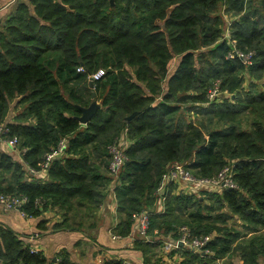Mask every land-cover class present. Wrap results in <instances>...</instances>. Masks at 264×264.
Segmentation results:
<instances>
[{
    "label": "trees",
    "instance_id": "obj_1",
    "mask_svg": "<svg viewBox=\"0 0 264 264\" xmlns=\"http://www.w3.org/2000/svg\"><path fill=\"white\" fill-rule=\"evenodd\" d=\"M222 5L231 39L254 52L250 65L227 57ZM14 8L0 25V121L18 136L22 159L0 149V194L27 195L28 214L55 209L54 229L85 233L114 178L109 146L126 135L113 233L130 235L134 216L149 213L150 240L136 236L132 246L143 264H162L165 240L176 241L183 226L212 235L214 254L171 250L180 264L228 255L264 264V0H18ZM99 69L106 74L91 84ZM94 100L101 107L82 124L81 107ZM64 139L46 175H30L28 164L40 169ZM177 163L205 177L232 165L238 188L187 192L171 181L159 209L156 191ZM0 264L77 262L65 249L49 259L0 224Z\"/></svg>",
    "mask_w": 264,
    "mask_h": 264
},
{
    "label": "built area",
    "instance_id": "obj_2",
    "mask_svg": "<svg viewBox=\"0 0 264 264\" xmlns=\"http://www.w3.org/2000/svg\"><path fill=\"white\" fill-rule=\"evenodd\" d=\"M17 0H0V14L3 10L10 5L11 3ZM224 37L230 39L232 42V49L228 52V58H237L240 59L244 64H252L254 52H246L237 47L236 41L231 39V33L229 26L224 32ZM79 71H83V67H79ZM106 74L105 69H99L97 72L90 75V79L93 81L99 80ZM218 87V86H217ZM219 94L218 88H215L210 91L209 98L213 99ZM122 137L126 138V135ZM121 138V137H120ZM117 139L109 146L110 154V174L117 181V178L121 172V169L125 162L128 160L126 154V147L121 140ZM19 138L18 136L10 135V128L8 124L4 121H0V147L10 150L12 152H18L19 149ZM67 147V141L62 140L59 145L51 152L46 154L45 162H43L40 169L30 166L28 163L27 169L30 175L32 176H45L47 170L53 161L54 158L60 156L65 148ZM174 181L179 183L185 188L187 192H198L201 190H210V191H221L223 188H238V184L234 180V170L232 165L224 166L215 177H205L197 176L194 172L186 167L183 163L174 164L170 168L169 172L164 176L159 188L156 191L158 196V205L159 209H164L166 201V191L168 189V183ZM30 198L27 195H17L12 193H1L0 194V208L4 211L17 210L24 217L33 218L35 216L28 214L27 210L24 209L25 205L29 202ZM40 200H36V203ZM134 230L133 232L124 237L120 234H113L114 240H124L127 239L128 243L133 246L134 241L136 240L137 234L141 237H146L147 240H150V237L147 236V230L150 224L149 213L143 211L140 214L134 216ZM212 240V235L205 236H194L191 229L188 226H183L180 229V236L176 241H166L165 249L171 251L180 247H183L187 250H192L198 253L204 254H214V251L208 247L209 242ZM36 252L37 248H33ZM124 264H133L129 261H125ZM213 264H224L222 259H216Z\"/></svg>",
    "mask_w": 264,
    "mask_h": 264
},
{
    "label": "crops",
    "instance_id": "obj_3",
    "mask_svg": "<svg viewBox=\"0 0 264 264\" xmlns=\"http://www.w3.org/2000/svg\"><path fill=\"white\" fill-rule=\"evenodd\" d=\"M15 5L16 3L8 5L1 15H7L14 9ZM2 20L3 18H0V22ZM14 113L13 110H10L6 121H12ZM4 151L12 154L17 160L22 159L21 151L12 152L7 149H4ZM116 184L117 181L115 180L109 184L104 203L97 212L96 223L94 226L85 229L86 234L70 228L54 229L53 224L61 219L58 210L55 209L46 212L42 217L30 218L24 217L17 210L4 211L0 208V224L18 232L25 242L42 251L49 259L57 258V254L65 249L69 252L71 260L77 262V264H105L106 260L114 258H121L124 261L139 264L142 260L140 252L133 249L127 239L114 240L112 237L114 234L113 228L120 220L117 213ZM43 218L47 220L46 228H40L39 225ZM166 241L174 240L167 239ZM166 251L165 249L164 252ZM166 254V256H163L164 260L170 257L169 253ZM170 258L168 261L176 264H180L183 259L179 253Z\"/></svg>",
    "mask_w": 264,
    "mask_h": 264
},
{
    "label": "rangeland",
    "instance_id": "obj_4",
    "mask_svg": "<svg viewBox=\"0 0 264 264\" xmlns=\"http://www.w3.org/2000/svg\"><path fill=\"white\" fill-rule=\"evenodd\" d=\"M18 2V0L17 1H15V2H13V3H11V4H15V3H17ZM11 7V6H10ZM15 9V8H14ZM14 9H12L10 12L9 11H7V12H9L7 15H1L2 14V12H1V16H0V18H3V20H2V22H0V25H2L4 22H5V20H6V18L13 12V10ZM224 11H225V8H224V6L222 5L221 6V8H220V12H221V14L223 15V17H224V23H223V30H224V32H225V30H226V28L228 27V24H229V22H230V16L229 15H227V14H225L224 13ZM177 57H175L174 59H172V61L170 62V68H171V70H173L174 68H175V66H176V63H177ZM218 83V82H217ZM215 88H218L217 87V85H214L213 87H212V89L211 90H213V89H215ZM19 111L20 110H22L23 109V105L22 106H20L19 108ZM120 140L124 143L127 139L126 138H124V137H121L120 138ZM127 144V142L126 143H124V145H126ZM0 149H2V150H4L2 147H0ZM21 151V150H20ZM21 154H22V152H21ZM196 175V174H195ZM197 176H199V175H197ZM113 180H115L114 178H113ZM116 181V180H115ZM108 189V188H107ZM155 208H157V206H155ZM59 212V211H58ZM59 214H60V212H59ZM61 215V214H60ZM95 222H96V217L95 218H93V219H88L87 220V218L85 219V221L83 222V224H85V229H87V228H89L90 226H91V224H95ZM230 224H233V225H237V226H239L238 224V222H236V219L235 220H233V221H230ZM137 236H139L138 234H137ZM166 253H169V251H166V252H164V253H162V255L163 256H166L167 254ZM160 254H161V252H160ZM159 254V255H160ZM142 259V258H141ZM171 258L169 257L168 259H166V260H164L163 259V262H162V264H176V263H170V261H168V260H170ZM230 262H233L234 264H240V258L237 256V255H228L226 258H224V260H223V263L224 264H229ZM139 264H143V262H142V260H141V263H139Z\"/></svg>",
    "mask_w": 264,
    "mask_h": 264
},
{
    "label": "water",
    "instance_id": "obj_5",
    "mask_svg": "<svg viewBox=\"0 0 264 264\" xmlns=\"http://www.w3.org/2000/svg\"><path fill=\"white\" fill-rule=\"evenodd\" d=\"M113 2V0H112ZM91 84H93V80L91 79ZM95 96V94H93ZM101 104L97 102V100H94L90 106L88 107H81L82 110V115L78 117V120L82 124H87L93 117L94 115L98 112L100 109ZM137 112H134L132 115H130L127 119L130 120L134 115H136ZM55 261L57 258H54Z\"/></svg>",
    "mask_w": 264,
    "mask_h": 264
}]
</instances>
